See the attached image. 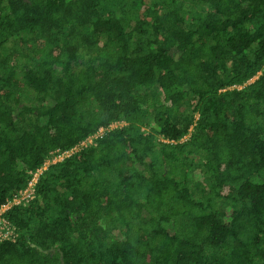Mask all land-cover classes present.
<instances>
[{"label":"trees","instance_id":"16d2710c","mask_svg":"<svg viewBox=\"0 0 264 264\" xmlns=\"http://www.w3.org/2000/svg\"><path fill=\"white\" fill-rule=\"evenodd\" d=\"M100 128L0 264H264V0H0V207Z\"/></svg>","mask_w":264,"mask_h":264},{"label":"built area","instance_id":"2783aa9c","mask_svg":"<svg viewBox=\"0 0 264 264\" xmlns=\"http://www.w3.org/2000/svg\"><path fill=\"white\" fill-rule=\"evenodd\" d=\"M120 125L121 124L118 123L113 124L109 127V129H114ZM106 131V128H100L94 135L88 137L85 141L73 147L72 149L66 151L57 150L53 152L50 158L45 162V164L32 174V178L29 181L27 187L21 193L15 194L12 199H10L6 204L0 207V242H15L18 239V230L6 218V214L12 207L22 204H29L36 198V187L39 182L40 176L45 172L44 166L48 164L49 167L50 165H53L52 163L57 164L64 161V159L80 151L81 148L87 147L93 144L97 139L102 138ZM48 167L46 168V170L48 169Z\"/></svg>","mask_w":264,"mask_h":264},{"label":"rangeland","instance_id":"374dc122","mask_svg":"<svg viewBox=\"0 0 264 264\" xmlns=\"http://www.w3.org/2000/svg\"><path fill=\"white\" fill-rule=\"evenodd\" d=\"M52 164H54V163H52ZM48 167V164H46L45 166H44V171H46V168Z\"/></svg>","mask_w":264,"mask_h":264}]
</instances>
